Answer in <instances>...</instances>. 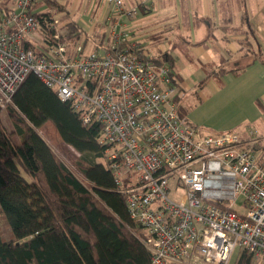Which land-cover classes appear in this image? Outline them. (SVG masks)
I'll return each mask as SVG.
<instances>
[{
  "label": "built area",
  "instance_id": "1",
  "mask_svg": "<svg viewBox=\"0 0 264 264\" xmlns=\"http://www.w3.org/2000/svg\"><path fill=\"white\" fill-rule=\"evenodd\" d=\"M38 2L0 5V116L33 72L85 123L100 122L110 144L104 164L152 264H234L238 248L264 264V160L255 131L202 132L179 111L170 66L136 44L121 19L110 27L109 48L87 50L65 40L64 21ZM105 2L121 16L138 13L124 0Z\"/></svg>",
  "mask_w": 264,
  "mask_h": 264
},
{
  "label": "trees",
  "instance_id": "2",
  "mask_svg": "<svg viewBox=\"0 0 264 264\" xmlns=\"http://www.w3.org/2000/svg\"><path fill=\"white\" fill-rule=\"evenodd\" d=\"M44 5L46 9L41 8ZM36 7L49 15L62 13L65 40H84L85 47L91 40L95 50L110 47L105 33L90 34L72 18L68 2L39 0ZM151 58L167 63L174 75L168 55ZM231 70L220 67L214 73ZM8 111L13 130L0 120V264H152L125 195L115 189L112 171L98 160L105 159L110 149L101 141L103 125L85 123L70 102L62 101L33 72L18 86ZM48 121L80 153L74 161L90 186L58 159L38 132ZM1 217L11 227L8 240L1 230ZM252 263L246 249L239 251L234 262Z\"/></svg>",
  "mask_w": 264,
  "mask_h": 264
},
{
  "label": "crops",
  "instance_id": "3",
  "mask_svg": "<svg viewBox=\"0 0 264 264\" xmlns=\"http://www.w3.org/2000/svg\"><path fill=\"white\" fill-rule=\"evenodd\" d=\"M124 2L126 8L137 6L138 13L133 17L121 16L105 0H76L72 11L81 8L80 16L76 17L77 12L70 13L87 32L105 33L107 38L111 25L121 19L134 42L140 38L147 42L148 48L150 45L156 48L158 44L154 55H168L179 80L183 77L180 73L183 66H206L208 76L203 81L208 83L211 93L200 92L203 115L195 119L190 112L186 113L194 124L205 126L211 132L234 128L245 116L260 118L264 124V41L250 28L245 30L238 24L231 25V20L220 13V9H226L225 0ZM255 19L259 28L263 27L257 14ZM154 39L158 40L155 44ZM205 42L210 44L205 46ZM86 47L94 48V43L89 40ZM254 49L259 54H252ZM222 66L233 70L215 74ZM184 81L180 83L184 88L182 95L189 89ZM263 149L264 141L260 137L255 152L264 160Z\"/></svg>",
  "mask_w": 264,
  "mask_h": 264
},
{
  "label": "rangeland",
  "instance_id": "4",
  "mask_svg": "<svg viewBox=\"0 0 264 264\" xmlns=\"http://www.w3.org/2000/svg\"><path fill=\"white\" fill-rule=\"evenodd\" d=\"M0 1H1L0 4L1 3L4 4L6 0H0ZM61 1L68 2L69 10L74 13L77 12L76 17L80 16L79 10H81V8L76 7V11H72L73 6H74L73 2H75L76 0H61ZM225 1H226V5L224 7L226 9L225 10L220 9L221 11L220 13L225 15V17H227L229 20H231V25L238 24V26L240 25V27L242 29L245 28V30H248L250 28L251 30L255 31L260 36L262 41H264V23L260 21L259 23L263 27L259 28V24H257L256 19H255L256 14L258 16L259 12L264 8V0H225ZM41 8L46 9L45 5L42 6ZM60 15H62V13L59 14V17ZM250 19H251V23L249 22ZM134 36L135 35H133V37ZM141 40L142 39L137 38V41H135V43L138 44L146 52L149 51L148 53H150V56H153L154 54H156V51L158 49V44L156 48H154L153 45H150V48H148L147 42L141 41ZM156 41L158 40L154 39L153 43L155 44ZM80 43H83L85 46L84 40H81ZM209 44L210 43L205 42V44L203 45L208 46ZM86 49L91 50L93 48L86 47ZM255 51L256 50L254 49V52L252 54H256V55L259 54V52L257 51L255 52ZM256 55H252V56L256 57ZM205 67L196 68L194 67L193 64H189L188 66L187 65L183 66L180 70L181 75H183L182 80H179V78L176 77L175 71L173 75L172 85L176 87L174 98L177 102L180 113L186 116V113L190 112L195 119H197V115L199 116L203 115L202 108H201L202 99L200 97V92L202 91L204 92V94L211 93L210 86L208 85V83L207 85L205 83L206 81L205 78L208 76V74H206ZM222 67H226V66H222ZM204 79L205 81H203ZM183 80H185L184 82H186L189 85V89L185 91L184 94L182 95L184 88H182L180 83H183ZM9 106L5 107L2 110L0 120H2L7 130L11 131L13 130V124H12L11 116L8 111ZM188 121L190 124L194 125L195 127H198L204 133H216V132L208 131L207 130L208 128H206L205 126L202 127V126H198L194 124L189 119ZM261 121L262 120L260 118H253V117L245 116V118L239 121L234 128H231L229 130L236 131L240 133L243 137L247 136L250 130H253L255 131L256 136L258 138L261 137L264 141V138H263L264 137V124H262ZM37 130L41 134V136L48 142L50 147L53 149V151L57 155L58 159L64 164H66V166L84 184L90 186L91 183L85 178L84 174L76 166L75 161H74L78 156H80V153L75 148L68 145L62 140L53 122L48 121L43 126L37 128ZM16 140L19 141L18 137H16ZM98 160L104 162V159H98ZM181 195H182V192L178 194V197H180ZM241 206H242V200L238 199L236 203V208L242 211L243 208ZM1 230H2L3 236L7 240L12 237L11 227L5 217H1ZM239 251L240 249L238 248L233 253L232 260L234 262L238 259ZM204 264H208V263H204Z\"/></svg>",
  "mask_w": 264,
  "mask_h": 264
},
{
  "label": "water",
  "instance_id": "5",
  "mask_svg": "<svg viewBox=\"0 0 264 264\" xmlns=\"http://www.w3.org/2000/svg\"><path fill=\"white\" fill-rule=\"evenodd\" d=\"M257 17L264 23V8L259 12Z\"/></svg>",
  "mask_w": 264,
  "mask_h": 264
}]
</instances>
